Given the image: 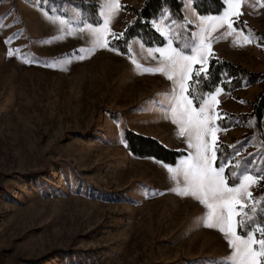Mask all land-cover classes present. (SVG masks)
Instances as JSON below:
<instances>
[{
    "label": "rangeland",
    "instance_id": "rangeland-1",
    "mask_svg": "<svg viewBox=\"0 0 264 264\" xmlns=\"http://www.w3.org/2000/svg\"><path fill=\"white\" fill-rule=\"evenodd\" d=\"M87 1L98 2L99 12L105 2ZM40 2L47 4L0 0V264H219L231 254L227 241L218 230L203 226L206 209L198 201L172 191L175 183L163 166L175 167L184 154L169 165L133 155L126 146L125 130L130 129L187 153V146H174L180 139L165 111L142 102L164 76L135 77L130 56L108 51L117 49L110 45L78 59V50L90 48L91 38L75 32L57 39L58 26L45 18ZM50 4L53 12H47L60 15ZM261 4L264 0H243L241 26L233 25L237 32L215 40L219 51L208 59L264 72ZM120 5L110 22L117 35L134 19L124 24L123 11L132 10L127 3ZM70 10L79 17L78 7L70 5ZM178 24L185 27L174 26V47L190 41L196 29ZM241 30L251 34L250 45L238 36ZM9 49L20 52L8 56ZM20 56L35 62L24 63ZM65 58L72 62L64 63ZM240 87V94L252 100L262 80ZM234 125L249 135L241 155L264 149V134L257 133L251 117ZM242 134L231 142L218 141L229 145ZM259 156L252 159L254 169ZM251 191L262 197L264 181Z\"/></svg>",
    "mask_w": 264,
    "mask_h": 264
},
{
    "label": "snow or ice",
    "instance_id": "snow-or-ice-1",
    "mask_svg": "<svg viewBox=\"0 0 264 264\" xmlns=\"http://www.w3.org/2000/svg\"><path fill=\"white\" fill-rule=\"evenodd\" d=\"M227 8L222 15L199 16L195 21L198 32H193L190 41H186L180 47H174V40L178 39L173 28H183L185 25H177L172 21L165 29L157 28L167 38L166 47L148 49V54L157 59L155 53L160 54L158 67L143 68V73H161L173 82L171 95L168 99V109L165 119L177 125L178 137H184L187 145V155L180 159L175 167L163 165L174 181L172 189L177 195L191 197L198 201L206 209L201 217L204 227L218 230L231 249V254L219 264H264V197L255 198L251 189L264 181V170L249 167L246 159H239L241 153L234 151L231 157L222 153L218 145L217 133L222 129L218 121L227 119L226 114L217 111L220 103L218 97L224 92L221 81L214 91L199 94L197 85L202 80L209 79V55H211L210 37L218 28L227 25L224 38L231 36L237 29L233 27L242 15L243 0H223ZM119 0H105L101 6L100 16L102 24L94 27L87 21L82 27L74 28L69 20L61 15H50L47 11L43 15L53 25L58 26L61 36L71 35L75 32L87 35L91 38L90 48H81L78 59L83 60L85 53H92L97 48H108L110 35L113 39H122L123 33L117 35L111 32L110 22L120 11ZM264 7V4H261ZM235 16L236 20L231 19ZM165 14L162 21L169 20ZM80 23V21H77ZM190 25L194 23L188 20ZM0 27H3L0 25ZM238 36H243V44L251 43V34L243 35L241 30ZM9 37L6 43L11 41ZM235 44L236 41L234 40ZM241 44L240 46H243ZM143 48V45H141ZM109 50H115L109 48ZM19 49H9L8 56L18 55ZM129 52L131 47L129 46ZM24 63H34L26 56H20ZM64 63H71L70 58H65ZM137 69L143 66L132 59ZM201 67L194 72L195 81L190 85L193 77V66ZM55 66V64L51 65ZM230 83V81H228ZM194 101L199 103L196 107ZM243 103V101H241ZM235 149V145H231ZM221 152L218 157L217 153ZM219 160V166H216ZM226 169L229 170L226 175ZM182 178V184H181ZM231 180V185L229 181Z\"/></svg>",
    "mask_w": 264,
    "mask_h": 264
},
{
    "label": "trees",
    "instance_id": "trees-1",
    "mask_svg": "<svg viewBox=\"0 0 264 264\" xmlns=\"http://www.w3.org/2000/svg\"><path fill=\"white\" fill-rule=\"evenodd\" d=\"M47 4L42 5L49 13L53 12L50 2L56 4V12L61 16L69 20L73 24H82L87 21L91 24H99L102 21V17L99 12V3L96 1L87 0H46ZM192 4L196 11L201 14L207 13H219L225 6L223 0H192ZM70 5L78 7L80 11L79 17H75L71 10ZM128 9L134 12V19L123 30L122 39H111L109 45L117 48L123 53L128 52V41L132 37H138L142 43L146 46L161 45L165 41V36L157 31L151 24L150 19L157 15L162 9H168L170 15L177 20L183 18L181 10L180 0H143L139 7L132 5L126 6ZM80 21V23H77ZM236 26H241L239 22L235 23ZM121 34V33H120ZM119 35V34H118ZM198 69L197 65L193 66V77L189 81L191 85L195 81V70ZM262 80V88L256 94L254 99L250 100L251 110L248 113H225L223 110L217 108V111L221 114H226L227 119L218 121L221 127H227L233 124L244 123L246 118L251 117L253 120L254 128L257 133L262 129V118L264 117V72L258 73L250 70H246L244 67L233 63L229 60L217 57L209 58V79L202 80L196 87V91L199 94H203L211 91L216 85H221V81H224L222 87L226 90L233 89L235 87L246 86L253 84L257 80ZM230 81V83H228ZM194 103H197L194 101ZM249 135L242 134V136L233 142L232 144H226L224 142H217L222 149V153L231 157L234 151L242 150L243 145L248 143ZM248 141V142H247ZM125 142L129 151L136 156H152L157 160H160L166 164L172 165L176 159L185 154L182 149H172L162 145L157 139L135 133L133 130H125ZM235 145V149L229 147ZM261 148V146H259ZM218 157L221 152L217 153ZM259 156L261 163L264 161V149H253L252 151L240 155L239 159H246L249 162V167L253 168L256 164L252 163L254 156ZM259 164L257 168L263 170L262 164ZM251 164H253L251 166ZM219 166V160L216 163ZM229 170L226 169V175ZM231 185V180L229 181ZM264 197V194L263 196ZM261 198V197H259Z\"/></svg>",
    "mask_w": 264,
    "mask_h": 264
},
{
    "label": "crops",
    "instance_id": "crops-1",
    "mask_svg": "<svg viewBox=\"0 0 264 264\" xmlns=\"http://www.w3.org/2000/svg\"><path fill=\"white\" fill-rule=\"evenodd\" d=\"M142 1L143 0H136V2L134 4L133 3L130 4L129 2H123V1H120L119 3H123V4L127 3L129 5H133L135 7H138L142 3ZM181 1H182L181 7H182L183 19L181 21H177L178 23H181V22L187 23L188 20H192V21H194V23H192V24L194 26H196L195 21H197V18L199 16L222 15L223 11L225 10V6H224V8L219 13L201 14V13L196 12L195 8L193 7L192 0H181ZM100 8H101V5H100ZM123 12H124L125 18L127 17L123 21L124 24H125V20H132L134 18V12L133 11H123ZM165 14H167L170 17V19L166 20V21H162V17ZM231 19H233V18H231ZM173 20H174V18L170 15L168 9L164 8L157 15L152 17L150 19V22H151L152 26L157 30L158 27L165 29L166 26L171 24V22ZM177 22H176V24H177ZM178 25H180V24H178ZM174 26L175 25H173V28H174ZM120 29H121V27H120ZM196 30L198 32L197 26H196V29L194 32H196ZM217 31L225 33L227 31V25H225L224 28H218ZM159 32L161 33V31H159ZM223 33L221 35H216V36L213 35V33H212V36L210 37L211 55H209V56L215 55L217 53V51H219L213 46V44L215 43V40H217L219 37H221L223 35ZM131 45H133L134 50L131 49V52H129V46L131 47ZM141 45H143V48L141 47ZM166 45H167V38H166V41L162 45L145 46L140 41V39L138 37H132L128 41V45H127L128 46V52L127 53H123L118 49L108 50V51H111L112 53H115L116 55H119V56H124V57L130 56L129 63L134 68L135 77L136 76L137 77L138 76L154 77L157 75L159 76L161 73H155V74L143 73V74H141L143 72L144 67L155 68V67L159 66L158 60L160 58V54L155 53V56L157 57V59H153L151 56H149L147 50L150 48L155 49L158 47H166ZM248 45H250V44L247 43V46ZM131 57H134V59L137 60V62L139 64H141L143 67L141 69H137L136 66L132 63ZM197 66H198V68L201 67L200 64H197ZM163 76H164L163 81H161L159 85H155V87L152 88L147 94L142 96V102H146V103L151 104L152 106H150V108H153L156 110L161 109V110L165 111V113H166L167 109H168L167 97L171 95V91L173 88V82L168 80L165 75H163ZM248 86H250V85H248ZM241 88L242 87H238L234 91L233 90L232 91H225L224 90V92L218 97V99L220 101L218 107L222 108L223 110L230 111V112H241V111H246V110L250 109L251 104L248 101V100H250V97H247V96L240 94V92L242 90ZM212 91H214V89ZM241 101H243V103H241ZM195 106L199 107V103L195 104ZM233 106H234V108H233ZM169 120L171 121V119H169ZM173 125L175 126V130H176V134H177V128H176L177 125H175V124H173ZM221 128L226 129V130L219 131L217 133V136H218V139H220L224 142H231V141L235 140L244 131V127L241 125H234V126L221 127ZM263 134H264V117L262 118V129H261V136L262 137H263ZM179 139H180L179 143L177 145H174V146H187L185 144V141H184L185 138L184 137H179ZM161 141L163 143L165 142L163 140H161ZM180 142H183V143L180 144ZM169 146H171V145H169ZM186 155H187V153L184 154L183 156H181L178 159V162L180 161V159H182ZM178 162H177V164H178Z\"/></svg>",
    "mask_w": 264,
    "mask_h": 264
}]
</instances>
